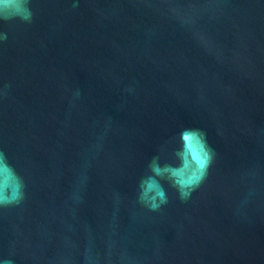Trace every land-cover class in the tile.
<instances>
[{"label":"water","instance_id":"water-1","mask_svg":"<svg viewBox=\"0 0 264 264\" xmlns=\"http://www.w3.org/2000/svg\"><path fill=\"white\" fill-rule=\"evenodd\" d=\"M0 7V207L10 264H264V0H16ZM198 132L181 199L137 200Z\"/></svg>","mask_w":264,"mask_h":264},{"label":"clouds","instance_id":"clouds-1","mask_svg":"<svg viewBox=\"0 0 264 264\" xmlns=\"http://www.w3.org/2000/svg\"><path fill=\"white\" fill-rule=\"evenodd\" d=\"M16 3L28 12L22 18L29 19L28 0H16ZM5 6L3 0H0V7ZM3 18L0 12V19ZM179 139V148L173 153L172 159L161 162L159 156L154 157L139 182L137 200L149 210L155 211L167 204L165 184L174 188L180 198L184 199L205 175L210 157L201 135L194 130H186L180 134ZM23 189L22 179L0 152V207L19 203L23 198ZM0 264L10 262L0 260Z\"/></svg>","mask_w":264,"mask_h":264}]
</instances>
